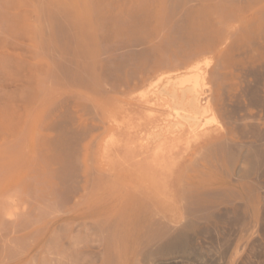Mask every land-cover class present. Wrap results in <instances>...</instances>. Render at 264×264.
<instances>
[{
	"label": "bare ground",
	"instance_id": "1",
	"mask_svg": "<svg viewBox=\"0 0 264 264\" xmlns=\"http://www.w3.org/2000/svg\"><path fill=\"white\" fill-rule=\"evenodd\" d=\"M129 1L0 0V264H264V0ZM120 32L143 74L58 75Z\"/></svg>",
	"mask_w": 264,
	"mask_h": 264
},
{
	"label": "rangeland",
	"instance_id": "2",
	"mask_svg": "<svg viewBox=\"0 0 264 264\" xmlns=\"http://www.w3.org/2000/svg\"><path fill=\"white\" fill-rule=\"evenodd\" d=\"M130 2L131 1L128 0V3L125 4L124 6H128ZM118 36H119V40H112V38H111L112 41L105 42V45H104V47H105L104 50L106 53L105 60H104L103 56H102V61L100 58L101 52L104 51L103 48H100V46L98 47V45H97L98 42H93L91 45H89V47L87 49V54L84 56L85 58H83L82 61L74 60V59H72V57H66V58L62 59L61 62H63V63H61V64L63 66H60L58 68L59 69L58 75L73 74V73L76 74L78 77H81L82 82H83L82 86L85 87L86 89H88V92H87L89 95L88 97L98 99L99 93H101L103 91H105V92L114 91L113 88L118 89V87L122 86V84H124V83L126 84V82H129L128 77H129L130 73H132L134 70L136 72H138V70L135 69L138 66L141 69L140 74H143L144 68L147 65V63L144 60L139 61L138 63L136 62L135 68L129 66V67H126L125 69H122V71L119 70V72H117L118 70L112 68V66H118L120 63V62L119 63L118 62H109V61L113 60V57L115 55L114 53H117L116 51L118 49H124L126 47H130L131 43L133 44V40H132L133 34L131 35L129 32H120V34ZM0 40H1V38H0ZM2 47H3V44L0 43V48H2ZM132 64H130V65H132ZM108 65H111V66H108ZM120 71H121V73H120ZM129 71H131V72L128 74ZM239 77H241V74H239ZM248 80L252 82L253 78H249ZM243 86H244V84L241 82V80L237 81V85L235 86V90L232 91L231 93L232 94L240 93L241 91H239V89H241ZM64 110L65 109L62 107V109H60V113H63V115H66L67 113ZM255 110L256 109H251L250 112L252 114L258 113L257 110L256 111ZM63 120H64L63 122H65L66 126L69 128L70 127L69 122L70 121L72 122V119L70 120V119H68L67 116H64ZM63 124L64 123H62L61 125H63ZM64 162H65V159H63V163ZM69 171L70 170L68 169V167L66 165H64L60 169L58 168L57 170H55L54 174H51L50 178L47 181L49 183H51L52 186H67V185L69 186L70 185L68 183V180H70V172ZM55 174H56V177H55ZM58 178H59V181L57 180ZM63 181H65V182H63ZM203 203L208 204L209 202L207 201V202H203ZM263 204H264V200H261L260 195L258 194V199L254 203L253 208L257 209V217H258V220L260 221V223L263 219L261 217L263 215V213H262L263 207H264ZM223 207H225V206H221V208H223ZM22 235L25 236L24 238H26L27 236H29V231L27 230L26 232H21L20 236L22 237ZM49 236H50L49 232L44 233V240L41 241L42 243L40 242L41 244L39 243L40 247H44L45 241H46V243L49 242V240H50ZM34 240L36 241L35 237H34ZM35 241H34V243H35ZM256 252H258V251L255 250L254 255L252 254V256H254V257H251V261H253V262H255L256 257L257 256L260 257V254H261L260 252H258L259 255L255 254ZM202 253H204L205 256H203L204 254L202 255ZM202 253L199 254V256L201 257V259L200 258L199 259L201 261H204V264L207 263L206 259L208 261L210 260V257L214 259V256H211L210 254L208 256V254L205 253V251H203ZM199 259L197 260L198 263L196 262L195 264H202L203 263ZM210 262L211 261H209L207 264H209Z\"/></svg>",
	"mask_w": 264,
	"mask_h": 264
}]
</instances>
